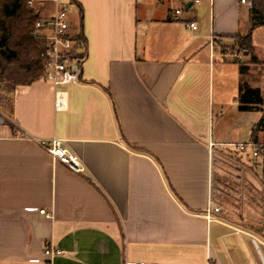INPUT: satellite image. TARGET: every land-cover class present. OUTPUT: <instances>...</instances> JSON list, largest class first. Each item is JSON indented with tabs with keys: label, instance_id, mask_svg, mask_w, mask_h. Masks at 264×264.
<instances>
[{
	"label": "crops",
	"instance_id": "0c3cea01",
	"mask_svg": "<svg viewBox=\"0 0 264 264\" xmlns=\"http://www.w3.org/2000/svg\"><path fill=\"white\" fill-rule=\"evenodd\" d=\"M58 2L75 11L70 31L85 40L82 79L59 88V109L39 79L17 86L8 114L0 110V264H264V238L221 215L214 196L225 153L243 160L216 120L233 105L236 116L254 113L237 108L239 63L260 89L264 24L251 32L259 63L250 64L220 48L250 27L239 0ZM45 3L41 19L56 8ZM201 9L207 22L197 20ZM51 138L81 171L52 158ZM207 206L219 209L209 219Z\"/></svg>",
	"mask_w": 264,
	"mask_h": 264
},
{
	"label": "rangeland",
	"instance_id": "374dc122",
	"mask_svg": "<svg viewBox=\"0 0 264 264\" xmlns=\"http://www.w3.org/2000/svg\"><path fill=\"white\" fill-rule=\"evenodd\" d=\"M45 2L47 0H31L34 7L42 8V14L47 13L49 9V4ZM169 8L173 10L174 5L170 4ZM69 13L72 22H75V11L69 9ZM185 14L188 15V13ZM207 16V12L201 9L197 14L198 22H207ZM256 38L260 45L264 43L261 34H256ZM259 47L261 48V46ZM259 47L258 52L264 57V49H262L264 46L261 49ZM220 48L223 53L232 58L243 53L234 46L233 40L221 44ZM255 69H261V65H256ZM254 82L260 87L264 99V73ZM10 99V95L3 101L0 99V110L6 114L10 110ZM236 111V106H228L223 122L216 120V125L224 128L227 140L235 143L255 142L257 140L264 145V129L257 125L263 112L258 110L254 113L236 116ZM227 149L234 152L239 151L234 146H228ZM239 154L243 160L238 158L237 154L225 153L223 172L220 174L219 184L215 186L214 196L221 215L234 221H243V224L258 232L264 227V149L263 153L256 157L250 154L248 148L240 151ZM247 173L252 174L253 178H247Z\"/></svg>",
	"mask_w": 264,
	"mask_h": 264
},
{
	"label": "trees",
	"instance_id": "16d2710c",
	"mask_svg": "<svg viewBox=\"0 0 264 264\" xmlns=\"http://www.w3.org/2000/svg\"><path fill=\"white\" fill-rule=\"evenodd\" d=\"M31 0H0V99L12 95L15 88L41 78L43 62L39 57L42 45L36 38L34 24L41 19L38 7ZM250 27L233 37L234 46L249 56L250 64L259 61L253 54L251 32L264 24V0H249ZM78 38L85 40L81 32ZM86 47V46H85ZM249 65L239 63L240 83L237 108L239 111L263 112L257 123L264 129V101L258 87H250L244 80ZM264 238V227L257 232Z\"/></svg>",
	"mask_w": 264,
	"mask_h": 264
},
{
	"label": "built area",
	"instance_id": "2783aa9c",
	"mask_svg": "<svg viewBox=\"0 0 264 264\" xmlns=\"http://www.w3.org/2000/svg\"><path fill=\"white\" fill-rule=\"evenodd\" d=\"M55 2V11L48 19H39L35 22L36 38L42 45L39 57L43 62V72L41 80L49 83L55 89L54 106L56 109L61 107V91L59 88L75 84L81 81L82 65L86 57V47L82 39L78 38L79 32L70 31V17L65 4H61L58 0ZM198 3L199 0H192ZM239 3L250 6L249 0H239ZM31 4V1H29ZM172 16L179 17L182 15V8L172 11ZM189 29L195 30L196 23L194 21L186 22ZM48 153L53 159L64 164L68 169L74 172L81 171V165L78 158L68 151L63 142L57 138H51L45 143ZM237 150L243 151L248 148L252 156H257L262 146L256 142L233 143ZM218 207L207 206L205 210L206 219L211 218V214L218 212ZM41 214L49 217L50 214L44 209L40 210ZM42 252L49 256L63 254L60 249L44 248ZM126 264H143L141 262H126Z\"/></svg>",
	"mask_w": 264,
	"mask_h": 264
},
{
	"label": "water",
	"instance_id": "95a60500",
	"mask_svg": "<svg viewBox=\"0 0 264 264\" xmlns=\"http://www.w3.org/2000/svg\"><path fill=\"white\" fill-rule=\"evenodd\" d=\"M188 5H189V3L186 4V6H185L186 9L188 8ZM2 121H3V119H2L1 116H0V122H2Z\"/></svg>",
	"mask_w": 264,
	"mask_h": 264
}]
</instances>
